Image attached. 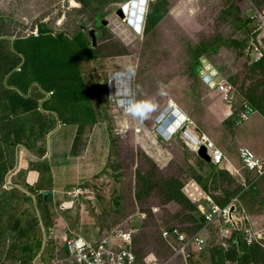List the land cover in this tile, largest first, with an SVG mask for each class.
I'll list each match as a JSON object with an SVG mask.
<instances>
[{"label":"rangeland","instance_id":"374dc122","mask_svg":"<svg viewBox=\"0 0 264 264\" xmlns=\"http://www.w3.org/2000/svg\"><path fill=\"white\" fill-rule=\"evenodd\" d=\"M127 1L0 0V4L6 7L2 11L0 5V32L4 31V26L9 34L21 35L26 29L28 31L27 26L16 28L9 24L17 20L16 17L28 22L46 19L50 24H60V29H66L72 37L79 30H83L87 36L90 29L95 30L96 59L86 70L87 74L84 69L80 73L83 82L90 88V106L99 103L98 113H101L104 122L106 138L103 165L99 166L103 170L99 172L98 179L90 176V180L78 186L83 190L82 194L65 195V203H74L67 210L61 203L49 201L44 205L38 199H32L36 197L34 191L14 184V176L19 171L17 173L15 170L18 169L16 165V168L11 167L12 183L6 188L7 194L0 196V264L19 263V254L9 249L15 242L12 235L16 233L6 230V227L13 224L11 220L14 217L24 219L25 223L27 215L38 219V225L28 226L26 222L30 229L24 240L35 247L34 256L45 240L50 241L44 243L43 264L49 262L52 250L54 252L55 247L59 246L60 237L50 238L48 231L52 233L55 230V234L60 235L59 231L68 228L72 233H82L93 242L101 238V231L118 226L136 230L137 264H145L149 258L160 264H185L179 255L170 250L161 232L174 224L180 225L186 233L195 231L196 225L191 217L198 221L197 215L191 212L190 206L168 201L166 182L171 181L174 188L185 195L188 191L192 195L191 189L196 191L197 184L206 194L219 199L223 197L224 191L235 187L238 178L227 170L222 172L219 167L212 168L204 164L193 147L195 144L189 143L183 133L184 129L177 130L170 139L158 133V119L163 116L167 106H171L167 112L177 108L185 114L190 124L187 128L191 134L194 133L192 135L195 138L204 135L208 143L218 146L227 157H237L239 165L240 147H249L254 155L264 158V126L261 127L259 120L264 119V116L256 111L249 121L239 127L232 120H224L215 89L205 86L200 75L192 70L194 49L201 43H208L210 50L202 53L201 58L205 57L215 66L233 90L237 89L241 98L248 100L245 95L254 92H259L260 97L262 90L258 87L264 80V74L259 76L260 71L252 69L251 59L245 61L244 47L247 44H235L232 41L244 40L247 38L246 32L251 35V30L256 31L255 24H247L244 18L251 14L250 6H258L259 9V0H183L182 3L181 0H169L167 7L168 2L174 3L175 9L170 8V12L167 11L153 23L146 22L144 18L139 32L126 23V18L121 19L116 14L117 9L122 8ZM151 1L147 0L145 14ZM163 4L165 9L166 4ZM251 17L255 15L251 14ZM102 20H106L107 25H102ZM126 67L133 70V87L139 85L135 88L137 97H154L158 105L143 121L126 116L115 103L118 97L113 74ZM77 76L78 72L74 68L73 78ZM60 87L58 85L55 89L59 90ZM261 88H264V82ZM47 116L52 119L55 114L50 112ZM164 117L166 121L167 117ZM73 120L69 122L73 123ZM79 120H90V117L83 115ZM124 121L126 126L121 130ZM80 125H83L82 122ZM256 126L260 129L256 130ZM66 127L68 124L61 128ZM257 131H260L259 134ZM83 140L77 133L76 141L79 143ZM247 140H251V143L244 142ZM243 176L246 186L234 195L238 196L242 204L248 218L247 224L261 231V239L251 256L250 251L249 258L252 264H263L264 180L250 183L251 175L246 173ZM156 180H162L161 187L153 186ZM253 186L254 190L251 191ZM25 197H30L31 201L25 200ZM92 231L95 233H90ZM70 233L65 230L61 238L64 239ZM208 234L214 238L213 229ZM215 249L208 247L203 254L193 259L199 261L197 264H210L211 257L213 260L217 258L212 256Z\"/></svg>","mask_w":264,"mask_h":264},{"label":"crops","instance_id":"0c3cea01","mask_svg":"<svg viewBox=\"0 0 264 264\" xmlns=\"http://www.w3.org/2000/svg\"><path fill=\"white\" fill-rule=\"evenodd\" d=\"M1 8L6 9L4 5ZM170 8L175 9L174 5ZM16 19L9 24L16 28L27 26L28 31L21 35L9 34L4 26L0 32V186L6 170L11 172V167L16 165L19 174L14 176L15 185L34 191V200L50 192L51 201L61 203L67 210L70 208L65 203V195L90 180V176L98 179L103 170L99 166L103 165L105 126L98 113L99 103L90 106V88L80 73L82 69L86 73L96 59L88 51L91 37L84 31L72 37L66 29H60V24H50L46 19L29 22L20 17ZM34 31L39 35H34ZM256 31V37L246 32L245 61L256 60L257 54H262L264 28L256 27ZM74 68L78 72L76 79ZM58 85H61L59 90L55 89ZM50 112L55 114L52 119L47 116ZM83 115L90 120H79ZM72 118L73 123L69 122ZM56 119L68 127L56 128ZM259 120L263 127L264 119ZM77 133L85 140L78 143ZM229 159L236 164L234 156ZM3 194H7L6 190ZM48 235L52 238L50 231ZM46 242L50 241L45 240L42 245ZM34 254L30 264H40Z\"/></svg>","mask_w":264,"mask_h":264},{"label":"built area","instance_id":"2783aa9c","mask_svg":"<svg viewBox=\"0 0 264 264\" xmlns=\"http://www.w3.org/2000/svg\"><path fill=\"white\" fill-rule=\"evenodd\" d=\"M254 15L255 17L258 16L264 25V10L261 12L256 11ZM32 33L36 36L39 35L37 31ZM261 56L262 54L259 52L256 56V60L260 59ZM18 70H20V68ZM207 83L209 84L210 81ZM215 89L220 93L221 99L225 104L232 102L233 89L225 79L217 81ZM254 113L255 109L249 104L244 103L238 111L237 124H241L248 120ZM225 114L226 117H232L233 109L227 107ZM65 125L66 124L63 122L60 123V126ZM201 142L208 147L211 162L216 165H221L224 162L229 163L228 158L219 147L212 145V143H208L205 138ZM239 157L242 160L245 169L254 171L257 176H264V161L255 157L251 150L241 148ZM11 176L12 174L9 172L5 177V189L12 183V180H10ZM191 191L192 195L188 191V196L193 201L199 203V208L204 217L205 223L209 224L213 221H217L222 224L220 229L222 236H230L233 229L239 228L243 232V240L246 244H251L260 238L259 232L254 231L243 224L244 217L239 214L229 215L228 208L217 207L212 202L211 197L201 192L199 189L196 191L191 189ZM80 193L81 189H77L73 194L76 196ZM201 200H205L207 205L206 208L201 204ZM227 225L229 226L227 227ZM135 233L136 230L134 229L129 231H113L110 235L93 242L80 234L71 233L61 240L60 246L55 247V251L50 256V260L47 264H137L136 253L133 248ZM162 235L168 241L170 235L177 237L180 246L176 249V253H179L184 260L188 258V254L186 253L187 246H194L197 251H201L206 244L205 234L196 233L187 240L186 236L176 227L172 230L163 229ZM43 251L39 252L36 256V260L40 264H43L41 258L43 257ZM146 264L160 263L157 262V260L149 258V261H147Z\"/></svg>","mask_w":264,"mask_h":264},{"label":"trees","instance_id":"16d2710c","mask_svg":"<svg viewBox=\"0 0 264 264\" xmlns=\"http://www.w3.org/2000/svg\"><path fill=\"white\" fill-rule=\"evenodd\" d=\"M78 1L79 2H83L84 0H78ZM157 1H159V0H152L150 2L151 6L147 9V12L145 14L146 22H148V21L149 22H152V23L153 22H156L159 19V17L162 18L167 11L170 12V9H168V7H167V0H161L159 2H157ZM206 1L208 2L210 0H206ZM225 1L232 2L231 0H225ZM163 3L166 4L165 9H164V4ZM258 4H259V9H257L258 6H256V7L254 6V8H253V6H250L251 7L250 8L251 9V14H255L256 11L261 12V11L264 10V0H259ZM172 5H174V3L169 4V2H168V6H172ZM255 9H257V10L255 11ZM227 13H229V11H227ZM251 14H249L247 18H244V21L247 22V24L254 23L256 27L264 28V25L262 24V21L260 20V18L258 16L252 18L251 17ZM235 19H237L236 16H235ZM251 31H252L251 36L256 37L257 36V31H255V30H251ZM81 32H83V30H79V33H81ZM232 41H234L235 44H239V43L240 44H246L245 43V40L235 41L233 39ZM207 44L208 43H205V44L201 43V44L197 45L198 47L196 49H194V51H193V56L195 58V61L192 64V70L197 75H199L198 72L200 71V69L202 67V65H201V54L210 50V46H209V44L208 45ZM245 46H247V45H245ZM88 47H89V50H88L89 51V54L91 53L92 55H94V57H96V55H95V49H92L91 48V43L90 42L88 44ZM261 49H262V56H261V58L259 60H252V63H251V67H252L253 70H256V71L259 70L260 71L259 76H261L262 74H264V48H261ZM244 51L246 52V48L245 47H244ZM214 68H216V67L214 66ZM218 72H219V70H218ZM201 80H202V78H201ZM263 82H264V80L262 81V83ZM262 83L258 87V88H260L262 90V94L260 95V97H259V92H254V94H251V95L250 94H247V96L245 95V97L248 98V100H247L244 97L241 98V96L239 95L237 89H235V90H233V93H232V97H233L232 98V102L227 103V104H225L222 101L221 96H220V93L217 91V89H215L216 93L218 94L217 96H218V98L220 100L221 110L223 111V117L225 115V110L227 109V107H231L233 110L239 111L241 109V106L244 103L249 104L261 116H264V105H260V104H264V88H261ZM92 84H93V81H92ZM199 86L201 87V85H199ZM205 86L209 87L206 84H205ZM232 89H233V87H232ZM248 91H249V87H248ZM224 120H227V119L224 118ZM230 120H232L234 122V124L236 126H238L236 124V122H235L234 119H228V121H230ZM201 160H202V162L204 164H207L208 166H210L212 168L219 167V168H221L223 170L222 172H224L225 170H227V171H229L230 174L236 175V173L233 172L229 166L224 167L223 164L216 165L213 162L207 163L203 159H201ZM7 171L8 170H6V172H5L4 175H6ZM237 178H238V180L236 181L235 187L233 186L232 189H227L226 191H224L223 197L217 199V198L213 197V195H211V194H209V195L207 194V195L210 196L213 199L214 203L217 206H219V207L226 206L227 204H229L232 201L233 198H236V206L238 207L237 210L239 211L240 209H243L242 208V204L240 203V200L238 199V196H235L234 195L236 192L242 191V189L244 188V187L241 186L238 176H237ZM3 179H2V182H3ZM259 179H263L264 180V177L259 178ZM161 181L156 180L153 183V186L159 185L161 187ZM4 182L2 183V186H0V189L3 188L1 190L0 196H1V194L3 195V193L5 191ZM173 189H175V188L172 185V182L171 181H167L166 184H165V190H167L166 192L168 193L167 194L168 201L169 200L170 201L171 200H174V201H176L177 203H179L180 205H182L184 207L185 206H190L191 207V212L193 214L197 215L196 219L198 221H195V218L191 217V219L193 220V223H195V225H196V230L195 231L188 232V233L184 232L181 229L180 225H177V224H174L175 226L165 227L166 229H171L172 230L174 227H177L179 229V231L183 235L186 236V239L187 240L189 238H191L197 232H208L211 229H213L214 238H212V236L210 235V237L208 238V240L210 241L209 247L216 248L215 249L216 250V253H214V251H215L214 250L213 253H212V256L213 255L214 256H217V258L213 260L212 257H211V262H210L211 264H222L225 260H229L233 264H249V263L252 264V261L249 258V253H250V251H252L250 253V256H251L252 253H253V251L256 250V247H255L256 244L245 245L244 243L240 242V247L237 248L236 245L233 244V242H232V239L235 236L233 234V237H231L228 240V250L227 251H223V250L217 249V247H216L217 240H218V226H217V224L216 223L206 224L205 221L203 220L202 215L200 214L201 212L199 211V209L197 207V205H199V203L193 201L192 199H189L179 189H175V191ZM252 190H254V186L251 187V191ZM25 198H27L28 201H31V198L30 197H25ZM39 201H40L41 204H44V205L46 204L45 203V200H44L43 194H40L39 195ZM203 202L206 204L205 200H203ZM72 205H73V202H70L69 208H71ZM29 218L31 219V222L29 221L30 220ZM11 222L13 224H10L9 226H7L6 227V230H9V231H11L13 233H16V235H12L14 237L15 242L12 243L11 247L9 248L10 249V252H15V253L19 254V256H17V257H20V261H19L18 264H30V261L32 259V256H33L34 252H36V250H35V247L32 245V243H29L28 241H24V240H25V238H27V234H28L29 229H30L28 226L30 224L31 225H34V224L38 225V219H36L35 217H32V216L27 215L26 216L25 223H24V219H21L20 217H14L11 220ZM26 222H27L28 226H27ZM198 229H200V231H197ZM65 230L66 231H69L68 228L62 229L61 231H59L60 232V235H56L55 232H54L55 230H53L52 231V238H55V236L60 237L61 235L64 234V231ZM105 232H107V231H104L103 233H105ZM161 237H162V235H161ZM162 239L165 241V243L168 244V246L170 247V250H172L174 253H175L176 249H178L179 246H180L179 243H178V241H177V237L174 236V235H170L169 236V241L166 240L163 237H162ZM20 241H22V243ZM170 242H171V244H170ZM44 248H45V246L42 245L40 251L42 252ZM134 251L136 253V235L134 236ZM52 252H53V250H52ZM52 252H51V255H52ZM186 253L188 254V259L189 260H192V264H197V262H194L193 261L194 260L193 258L195 257V255L192 252L190 253L189 246H187V248H186ZM176 255H179L180 256L179 253H177ZM136 256H137V253H136ZM137 259H138V256H137ZM190 263H191V261H190Z\"/></svg>","mask_w":264,"mask_h":264},{"label":"clouds","instance_id":"9594fccd","mask_svg":"<svg viewBox=\"0 0 264 264\" xmlns=\"http://www.w3.org/2000/svg\"><path fill=\"white\" fill-rule=\"evenodd\" d=\"M132 1L133 0H128L127 2H129V3H132ZM147 2V0H144V2L143 3H139V6H140V8H141V18L139 19V22H138V25H140L141 26V29H142V24H143V20H144V18H145V3ZM181 3H182V1H181ZM122 7V6H121ZM123 8V7H122ZM119 9V8H118ZM135 9H136V7H135ZM140 14V13H139ZM118 16V15H117ZM119 17V16H118ZM125 18H126V16H125ZM122 19V18H121ZM103 22V20L101 21V23ZM103 24V23H102ZM104 25V24H103ZM91 30V29H90ZM39 34V33H38ZM90 43H91V47H92V49H95V47H96V45H97V41H96V45H93V43H92V39H91V41H90ZM133 75H134V73H133V70L130 68V67H126V68H124L123 70H121V71H117V72H115L114 74H113V80L115 81V93H116V95H117V97H118V99H116V101H115V103L120 107V109L122 110V112L126 115V116H130V117H132V118H134V119H137V120H139V121H143V120H145V119H147L149 116H150V114L152 113V112H154L156 109H157V107H158V105H157V102H156V100H155V98L154 97H148V96H141V97H137V94H136V91H135V88H138L139 87V85H136L135 86V88L133 87V83H132V78H133ZM208 76H210V78H208L207 79V77ZM202 78V77H201ZM211 79H213L212 77H211V75L210 74H208L207 73V75L205 76V77H203L202 78V81L206 84V85H208L210 88H212L211 87ZM224 79V78H223ZM210 81V83L208 84L207 82H209ZM212 89H215V88H212ZM51 95L53 94V92H51L50 93ZM162 94V93H161ZM175 107V106H174ZM175 109V108H174ZM169 110H171V106H167V109H166V111H165V113L163 114V116H161V117H159V119H158V122H160V124L158 125L159 126V128L160 127H162V126H164L163 125V123L165 122L164 120H163V118H165L164 117V115L167 117L168 116V114H170L168 117H167V127H164V132L167 130V128L171 125V123L174 121V119L175 120H178L180 117H183L184 118V120L183 121H181V124H180V126L178 127V129L177 130H180V129H184V131H183V133H185V131L187 132V131H189V129L187 128V127H190V124H188V120H187V118H186V116H185V114H183L179 109H175L174 111H177V114H174V111L173 112H167V111H169ZM236 113V114H235ZM255 113H256V110H255ZM254 113V114H255ZM253 114V115H254ZM252 115V116H253ZM173 116H174V118H173ZM251 116V117H252ZM169 117H171L172 119H170ZM237 117H238V111L237 110H233V115H232V117H226V114L224 115V117L223 118H225V119H234L235 120V122H236V124H237ZM250 117V118H251ZM249 118V119H250ZM248 119V120H249ZM180 121V120H179ZM247 121V120H246ZM246 121H244V122H246ZM62 121H60V120H57L56 121V128H61V127H63V126H60V123H61ZM243 122V123H244ZM64 123V122H63ZM243 123H241V124H237L238 126H241ZM66 124V123H65ZM126 126V121H124V122H122V127H121V130H123V127H125ZM175 130V129H174ZM177 131H175L174 133H176ZM190 132V131H189ZM158 133L164 138V136H163V134L159 131V129H158ZM174 133L171 135V137L174 135ZM191 133V132H190ZM197 135V134H196ZM170 137V138H171ZM169 138V139H170ZM196 138H197V136H196ZM206 139V137H204V135H202L201 136V138L200 137H198L197 138V143H196V145L195 146H193L194 148H195V150H196V152H197V150L201 147V146H204V147H206V149H207V154H208V156L210 157V154H209V149H208V147L205 145V144H202V140L203 139ZM165 139H167V138H165ZM213 145V144H212ZM218 147V146H217ZM241 148H247V149H249V150H251L252 152H253V150L252 149H250L249 147H240L239 148V154H240V149ZM223 151V150H222ZM224 152V151H223ZM254 153V152H253ZM225 154V153H224ZM226 155V154H225ZM239 156V155H238ZM255 157H257V158H259V159H262L263 161H264V158H261V157H258V156H256V155H254ZM227 157V156H226ZM228 158V160H229V163L228 162H224V163H222L223 165H224V167H226V166H229L230 168H231V170L233 171V172H235L236 173V175L240 178V184H241V186L242 187H245L246 186V179H245V177L243 176V175H245L246 176V173H248L249 175H251V179H249V182L250 183H253L255 180H257V179H259V178H262V177H264V176H257L256 175V173L254 172V171H250V170H247V169H245L244 167H243V163H242V160L240 159V157H239V159H240V165H239V161H238V159H237V157L235 158L236 159V164L235 165H233L232 163H231V160L229 159V157H227ZM211 159V158H210ZM211 162V161H210ZM245 173V174H244ZM8 175V174H7ZM6 175V176H7ZM5 176V177H6ZM5 177H4V181H5ZM3 181V182H4ZM196 186L198 187V189L201 191V192H203V193H205L202 189H201V187L199 186V185H197L196 184ZM77 189H81L80 187H76V188H74V190H73V192H71V193H69V195L70 194H73ZM5 190H7V189H5ZM182 192V191H181ZM83 193V190L81 189V193L80 194H82ZM80 194H78V195H80ZM206 194V193H205ZM207 195V194H206ZM43 196H44V193H43ZM73 196H74V194H73ZM77 196V195H76ZM186 196L189 198V199H191L189 196H188V193H186ZM212 199V198H211ZM45 200V199H44ZM46 201V200H45ZM49 201H51V200H48L47 202H49ZM212 202L214 203V201H213V199H212ZM201 204L206 208V204L203 202V200H201ZM214 205H216L215 203H214ZM217 206V205H216ZM197 207H198V209H199V211L201 212V210H200V208H199V205H197ZM217 207H219V206H217ZM231 207H233V209L232 210H230V208ZM219 208H228V212H229V215H235V214H239V215H241L242 217H244V219H243V224L246 226V227H249V228H251L252 230H254V231H257V232H259L260 233V238L257 240V241H255V242H253V243H251V244H246L245 242H244V240H243V232H242V230L241 229H239V228H235V229H233L232 231H231V233H230V236H226V237H224V236H222L221 235V233H220V229H221V227H222V224L221 223H219V222H217V221H213V222H211V224H213V223H216L217 224V226H218V240H217V245H216V247H217V249H220V250H223V251H227L228 250V240L231 238V237H233V234L235 235V231H239V244H240V242H242V243H244L245 245H252V244H257V242L261 239V231H259V230H257V229H255L254 227H253V225H248L247 224V221H248V218H247V216H246V214H245V211L243 210V209H240L239 211L237 210L238 209V207L236 206V198H233L232 199V201L229 203V204H227L226 206H224V207H219ZM201 214V213H200ZM202 215V214H201ZM202 217H203V215H202ZM203 220H204V217H203ZM205 221V220H204ZM229 225H227V227H228ZM175 228V227H174ZM177 228V227H176ZM132 228L131 227H129V228H122L121 226H118L117 228H113L112 230H109V231H107V232H105V233H103L102 231H101V238L102 237H105V236H108V235H110L113 231H120V230H124V231H129V230H131ZM163 230V229H162ZM73 233H75V232H73ZM197 233H202V234H205V236H206V244H205V246L203 247V249L201 250V251H197L195 248H194V246H190L189 245V251H190V253L192 252V253H194V255L196 256V258H198L199 257V255H201V254H203L205 251H206V249L209 247V244H210V241L208 240V238L210 237V234H208V232H197ZM71 234V233H70ZM69 234V235H70ZM78 234V233H77ZM196 234V233H195ZM136 235V233L134 234V236ZM161 235H162V232H161ZM162 237H163V235H162ZM235 237V236H234ZM101 238H99V239H101ZM164 238V237H163ZM234 239V238H233ZM233 239H232V242H233ZM61 240H63V239H60L59 238V246H60V244H61ZM233 244H235V243H233ZM236 245V244H235ZM56 247H58V246H56ZM240 247V246H239ZM133 248H134V241H133ZM174 254H177L176 253V251H175V253ZM180 257L183 259V257L180 255ZM136 258H137V256H136ZM183 261H184V263L185 264H188V261H189V264H192V260H189L188 258L186 259V260H184L183 259ZM190 261H191V263H190ZM194 262H199L198 260L197 261H195V260H193ZM147 262V261H146ZM137 263H138V259H137ZM146 264V263H145ZM211 264V263H210ZM222 264H233L232 262H230L229 260H225Z\"/></svg>","mask_w":264,"mask_h":264},{"label":"water","instance_id":"95a60500","mask_svg":"<svg viewBox=\"0 0 264 264\" xmlns=\"http://www.w3.org/2000/svg\"><path fill=\"white\" fill-rule=\"evenodd\" d=\"M133 1H134V0H133ZM133 1H132V2H133ZM125 8H126V7H125ZM141 12H142V11H141ZM116 14H117L120 18L124 19L125 16H126V14H125V10H124V7H123V8H119V9H117ZM139 17L141 18V13L139 14ZM103 24H104V25H107V21H106V20H103ZM89 35H90V37H91V39H92V43H93V45H96L97 38H96L95 30H94V29H91V30L89 31ZM201 65H202V67H201V69H200V71H199V72H200V73H199L200 77L203 78V77H205V76L207 75V73L210 74L211 77L213 78V79H211V87H212V88H215V87H216V82H217V81H221V80H223L222 75L219 74L218 70H217L216 68H214V66H213L212 64H210L209 61H208L205 57H202V58H201ZM208 78H210V76H208L207 79H208ZM174 114H177V111H174ZM169 118L172 119L171 117H169ZM173 118H174V116H173ZM181 118H182V117H181ZM167 124H168L167 121H165V122L163 123L164 126L160 127V128H159V131H163V130H164V127H167V126H168ZM177 125H178L177 123H175L174 125H170V127H168L167 130L165 131V135H166V136H169L170 134H167V132H173L174 129H175V127H176ZM168 130H169V131H168ZM193 141H194L195 143H197V141H195V140H193ZM197 155H198L201 159H203L205 162L210 163L211 159H210V157H209L208 154H207V149H206V147L201 146V147L197 150ZM44 199H45L46 201H48V200H52L51 193H50V192H44ZM232 209H233V207L230 208V210H232ZM239 235H240V234H239V231H235V237H234V239H233V243L236 244V247H237V248H239V246H240V244H239Z\"/></svg>","mask_w":264,"mask_h":264},{"label":"bare ground","instance_id":"6f19581e","mask_svg":"<svg viewBox=\"0 0 264 264\" xmlns=\"http://www.w3.org/2000/svg\"><path fill=\"white\" fill-rule=\"evenodd\" d=\"M139 3H141L140 0H134L132 3L126 2V4H124V6H123L124 10H125V14H126V23H128L129 26H131L135 31L138 30V32L141 30V26L138 25V22H139V19H140L139 13H141V8L139 6ZM135 7H136V9H135ZM183 120H184L183 117L182 118L180 117L178 120L174 119V121L171 123V125H174L175 123H177L178 125L175 127V130L173 132H167V134H170L169 136H166L164 131H160L163 134L164 138H167V139L170 138L171 135L175 131H177L178 127L181 124V121H183ZM184 134L189 139L188 140L189 143L192 142V143H194L196 145V143L193 140L197 141V138H195L192 135L193 133L191 134L188 131L187 132L185 131Z\"/></svg>","mask_w":264,"mask_h":264},{"label":"snow or ice","instance_id":"6c2138e0","mask_svg":"<svg viewBox=\"0 0 264 264\" xmlns=\"http://www.w3.org/2000/svg\"><path fill=\"white\" fill-rule=\"evenodd\" d=\"M140 2H141V3H143V2H144V0H140Z\"/></svg>","mask_w":264,"mask_h":264},{"label":"flooded vegetation","instance_id":"af4514ba","mask_svg":"<svg viewBox=\"0 0 264 264\" xmlns=\"http://www.w3.org/2000/svg\"><path fill=\"white\" fill-rule=\"evenodd\" d=\"M103 23V22H102Z\"/></svg>","mask_w":264,"mask_h":264}]
</instances>
